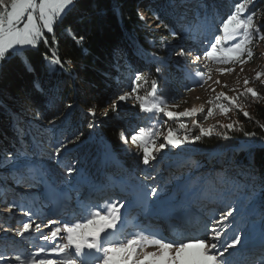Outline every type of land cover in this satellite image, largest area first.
Listing matches in <instances>:
<instances>
[{
	"label": "snow or ice",
	"instance_id": "obj_1",
	"mask_svg": "<svg viewBox=\"0 0 264 264\" xmlns=\"http://www.w3.org/2000/svg\"><path fill=\"white\" fill-rule=\"evenodd\" d=\"M78 3L79 0H0V68L19 57L31 71L27 52L38 51L43 45L46 49L42 53L45 70L54 72L59 68L66 71L65 65L68 61L58 54L54 27L75 11ZM168 6L179 23V27L176 23L171 28L165 25L169 34L177 41L202 38L201 43L207 44V47L200 53L193 48L172 44L163 39L160 47L167 49L169 56L178 57V67L187 70L189 66L195 65L189 75L194 76L201 87L211 79L213 70L209 67V62L230 65L216 70L221 75L232 73L236 65L250 61L254 56V46L264 41V5L260 4V0H233L226 18H221L218 24L208 0H169ZM149 11L162 23L156 11L151 8ZM137 15L147 28L148 21L143 14L138 12ZM213 25L216 33L208 40L207 33ZM148 31L152 29L148 28ZM71 34L77 44L85 42V36ZM145 55L157 62V74L169 64L167 58H161L156 53ZM201 61H204V71L200 70ZM262 76L264 72H257L255 78L260 80ZM149 83L150 90L141 95L142 86ZM215 83L220 82L217 80ZM249 83L245 78L243 91L230 89L236 92L234 96L225 92L216 93L208 101L210 107L207 109L200 105L184 111H174L171 108L178 107V104L169 105L158 94L157 81L153 79L149 82L144 74L135 72L131 91H125L112 99L111 111L117 113L120 103L134 99L140 112L148 114L149 118L163 114L169 121L178 123V128L183 133L171 126L167 128L166 135L153 127L139 128L130 136L122 130L121 139L125 143L130 140L138 149L136 153H132L130 149L127 151L137 156L138 163L147 171L142 177L139 172H130L127 180L117 177L119 191L100 197L103 203L93 200L98 191L95 183L100 185L99 190H103L107 180H90L91 174L87 169L78 166V160L75 163L61 164L69 151L68 143H75L79 136L74 140H56L52 151L47 154L49 159H54L63 167V172L55 179L51 170L42 168L35 159L38 155L36 151L30 152L29 149L19 146L14 152H0V169L8 168L19 177L30 174L32 180L29 187L39 188L42 194L46 192L45 200L62 202L66 210L74 213L71 216L57 213V218H47V223H37L33 217L38 214L30 208L10 204V208L23 211L26 217L16 235L23 238L28 234L29 237L46 243L36 245L35 251H15L10 254L0 252V264H238L236 253L250 251L257 245L258 250L252 254V264H264V203L260 206L258 241L254 237L255 215H249L256 206L254 199L248 200V196L256 188L254 174H248L243 181L244 186L240 189L244 193L242 198L226 204L223 210L218 209L208 217H204L194 207V197L199 199L202 190L198 184L193 183V177L188 178L183 190H178L173 181L165 182L161 178L162 165L167 154L165 149L182 150L199 141L202 136H212L216 130L215 126L204 127L197 119L198 114H202L200 119L206 120L216 110L226 117L235 110L251 119L249 112L244 110V103L249 97L255 102L264 99V96L248 87ZM261 83L264 84V81ZM212 91L215 92V89ZM73 107L71 103L65 105L67 109ZM61 115L67 120L71 113L54 114L48 119V124L55 128ZM85 115L89 118V128L95 127L96 106H89ZM103 115L107 117L108 111ZM44 118L39 113L36 116L37 120ZM181 118H191L192 128H189L188 123L182 122ZM167 123L168 121L164 122L165 125ZM238 124L239 121H233L220 124L219 127L243 131L242 127L237 128ZM259 126L264 129V124ZM193 129H198V134L192 135ZM217 134L225 139L229 138L228 131ZM244 135L254 136L255 133L244 132ZM161 137L162 141L156 143ZM42 144V141L36 142V148L40 151H43ZM158 167L161 168L160 172H157ZM260 185L264 194V177L260 179ZM229 194L223 192L220 195L226 198ZM153 217L164 220L175 233L183 234V238L166 235L159 229L139 226L144 219ZM129 224L135 230H130ZM199 224L203 225L204 231L190 237L188 233L196 230ZM45 228L48 229L47 233L44 232ZM148 248L155 250L147 251Z\"/></svg>",
	"mask_w": 264,
	"mask_h": 264
},
{
	"label": "trees",
	"instance_id": "obj_2",
	"mask_svg": "<svg viewBox=\"0 0 264 264\" xmlns=\"http://www.w3.org/2000/svg\"><path fill=\"white\" fill-rule=\"evenodd\" d=\"M219 1L225 3V10L228 9L229 13L233 0ZM208 3L213 8L220 6L217 0H208ZM168 4L169 0H79L76 10L54 27L58 54L68 61L66 71L59 68L54 72L45 70L42 53L46 49L43 45L38 51L27 52L31 71L19 57L0 68V152H14L19 146L27 147L30 152L36 151L38 155L35 159L42 168L51 170L54 179L63 172L61 164L75 163L77 160L80 162L78 166L91 174L90 180L93 176L104 180L117 177L128 179L130 172H139L142 177L147 169L138 163L137 156L123 150L120 132L132 130L134 133L136 129L149 127L161 130L165 126L174 127L180 132L178 124L174 123V126L167 119H162V114L149 118L148 114L140 112L138 104L133 108L122 102L118 112L113 113L111 100L125 91H131V81L137 71L144 74L149 82L153 79L157 81L158 94L168 104L178 100L181 89L199 86L196 78L189 75L196 66L191 65L187 70L178 67V57L170 58L168 50L160 47L161 37L155 35L154 31H148L138 18L139 7L153 15L149 11L151 8L160 15L162 23L159 21V24L171 28L177 21H173V12ZM260 4L264 5V0H260ZM225 13L223 9L221 16ZM176 26L179 27V23ZM71 33L85 36V42L77 44ZM164 35L173 38L167 30ZM132 50L145 58L137 60L136 55H131ZM145 53H156L161 58H167L168 66L157 74V62ZM133 59L137 60L136 64H133ZM254 89L264 96L261 81L254 85ZM146 90H150V83L142 86L140 94L143 95ZM69 103L74 106L72 109L65 108ZM92 105L99 112L95 127L89 128V118L85 113ZM244 110L249 112L251 119L238 111L237 128L242 127L243 131L223 129L228 131V139L218 134L202 136L181 155L190 157L186 168H191L192 172L204 166L209 157H220L224 160L229 177L240 181L243 186L248 174H254L256 188L250 198L257 202L262 197L263 201L260 179L264 177V129L259 125L264 124V99L254 102L249 97L244 103ZM105 111L109 113L107 117L103 115ZM68 112L71 115L67 120L61 115L60 120L56 121L60 125L59 139L74 140L79 136V140L68 143V153L61 164H57L47 155L54 145L52 125H46V132L51 136L48 147L43 143V151H40L36 148V142L41 141L45 130L24 120H37L39 113L45 117L41 120L48 122L54 114ZM165 121H168L167 125ZM244 132L255 135L245 136ZM20 135L25 137L26 144L20 141ZM106 153L109 154V161L104 160ZM115 158L121 162L119 165L115 163ZM260 206L261 202H257L256 224L260 223Z\"/></svg>",
	"mask_w": 264,
	"mask_h": 264
},
{
	"label": "rangeland",
	"instance_id": "obj_3",
	"mask_svg": "<svg viewBox=\"0 0 264 264\" xmlns=\"http://www.w3.org/2000/svg\"><path fill=\"white\" fill-rule=\"evenodd\" d=\"M217 4L220 6L216 8L211 7V12L215 14L216 23L218 24L221 18H226V14H228V9L225 10L226 6H225V3H223L222 1L217 0ZM223 9L224 11H226V13L225 15L221 16ZM139 12L142 13L145 19L148 21L147 29L151 28L152 31L155 32L154 34L161 37V39H167L168 42L172 44H181L186 47L193 48L194 50H198L200 53H202V51L207 47V44L201 43L202 38L200 39L185 38L179 41H177L174 38H168L166 35H164L165 30H166L165 26L160 25L159 24L160 22L157 21L153 15H151L143 7H139ZM172 19L174 22H176V17L174 14L172 16ZM177 23L178 22H176V24ZM213 33H216L215 25L211 26L210 30L207 33L208 40L212 39ZM131 55H136L137 60L141 59V57L145 58L144 56L140 55L139 52H136L134 50H132ZM169 57L173 58L175 56L171 55ZM137 60L133 59L132 60L133 64H136ZM146 61L147 60H143V62H146ZM203 63L204 61L200 62L201 71H204L202 67ZM229 66L230 65L215 64V63L209 62V67L212 68L213 70L211 73V79L207 80V82L203 84V87L198 86V88H192L190 91L186 89H181L180 94L178 95V100L172 104H169V105L178 104V107L171 108V110L184 111L185 109H190L192 107H199L200 105H204L205 109H207L208 107H210V105L208 104V101L214 98L216 93L225 92L229 96H234L236 95V92L230 91V89H236L237 91H243L244 89L243 81L245 78H247L250 81V83L248 84V87H252V88H254V85L258 81H264V76H262L260 80H256L255 78L257 72H264V41H260L258 46L254 48L253 58L243 65H236L234 72L225 73L221 75L220 73L216 71L219 68H225ZM241 67L243 68V71H241ZM217 80L220 82L219 84L215 83V81ZM225 85H227V87H225ZM212 89H215V92H213ZM124 103L127 106L133 107V108H135V106L137 105L134 99L129 100ZM201 115L202 114H198L197 119L199 120L200 123L203 124L204 127L207 128V127L215 126L216 130L213 132V134H217L218 132L223 130L219 127L220 124H227V123L238 120V111H235V110L230 112L228 114V117L219 114L218 110L214 112L213 116L208 117L206 120L200 119ZM163 117L164 118L162 119L168 120L167 117L165 116ZM181 120L182 122L188 123L189 128H192L191 118H181ZM24 121L29 123L30 125H36L38 127H42L45 130V132L44 131L42 132L43 137H41V141L45 143V147H48L47 143L51 137L50 134L46 132L47 130L46 125H49L48 122H45L42 120H28V121L24 120ZM169 122L174 124L172 121H169ZM174 126H176V124H174ZM168 127L169 126H165V128L161 130L159 129H156V130H159L166 135ZM59 131H60V125L56 124V127L53 129V132H52L53 137H54L53 144H55L56 140L59 139V133H60ZM135 131H137V129ZM179 131L180 133H183V130L179 129ZM125 132L129 134V136L133 134L132 130H126ZM198 132H199L198 129H193L192 135H196L198 134ZM20 141L26 144V139L25 137H23V135H20ZM161 141H162V137L158 139L157 143ZM188 146L184 147L182 150H177V149H171V150L165 149L164 150L167 154L163 161V165H162L163 175L161 178L165 182H168L169 180L173 181L178 190H183L184 185L187 183L188 178L193 177V183L198 184L202 190V195H200L199 199H196L194 197V200H195L194 207L196 209L198 208L199 212H201V214H203L204 217H205L204 214L207 213V210H211L215 208L218 210L219 209L218 205H220V203L222 202L227 203V204L231 202L234 203L238 199L244 196L243 191L240 190L243 188L240 181L232 180L229 177V172L225 170L226 165L224 163V160L220 157L218 158L209 157L206 160V164L204 166L200 167L199 169H195L193 172L191 168H186L187 163L190 160V157L181 155V152L185 151V149H187ZM123 147H124L123 150L127 151V149H130L132 153H136L138 151L137 147L132 145L130 141L128 143H125L123 141ZM25 148L27 149V147ZM105 155L106 156L104 157V160L109 161L108 159L109 154L106 153ZM114 161L118 165L121 163L117 158H115ZM160 171H161V168L158 167L157 172H160ZM186 173H191V174H186ZM221 178L223 179V181L221 180ZM91 179L93 182L104 180L101 177L97 178V176H93ZM123 179L127 180L126 178H123ZM228 179H230L231 181H228ZM22 180H25V181L23 182ZM26 180L28 181V184H29V182H31L32 180V176L30 174H26L22 177H19L16 173H11L7 169H0V181L3 187V191L6 193L14 192V193L20 194L21 196L25 194L27 198H30L27 194H30L31 192H38V191L35 190L37 188H34V187L25 189L24 187L26 186L25 184V182H27ZM114 180H115L114 185H117V184L119 185V183H116L117 178L111 179V181H114ZM107 181H108L107 184L113 183V182H110V180H107ZM228 185H229V189L228 187L226 188V186ZM95 187L98 189V191L96 192V195L98 196L95 195L94 198H98L99 196L100 197L109 196L107 195V193L112 192V189L108 186H105L103 190H99L100 185L98 183H95ZM31 188H33V191ZM224 188H226V192L230 193L226 198L220 195L221 193L225 192ZM26 191L30 193H26ZM45 195H47L46 192L42 194V198H44ZM238 196L240 197L238 198ZM263 198H264V194H263ZM97 200H98L97 203H103L101 199H97ZM257 202H261L262 204L264 203V200L262 201V197H261V198H258ZM257 202H256V206H257ZM29 203H30L29 204L30 208L32 206L34 208L38 206L36 199H31ZM46 203L48 204V200L46 201ZM58 204L61 207L66 208V206H64L62 202H58ZM256 206L253 209L255 215L258 214V211L256 210L257 209ZM49 207L47 208V205H46L45 208L38 207V209L41 208L39 210L41 211L42 214H49L47 213V211L49 210ZM220 207L222 208V205H220ZM51 208L53 209L55 207H51ZM64 210L66 211V209ZM69 213H70V216L74 214L71 210H69V212H67L66 214L68 215ZM208 213H209L208 214L209 216L210 211ZM3 214L5 213H3V211L1 210L0 216H3ZM17 215L18 214H15V215L13 214L7 217V219L4 216V219H2V220H5L3 224L0 219V252H7L10 254L15 251H29V249L31 248V245H29L30 243L27 241L29 238L27 234H25L23 238L16 235V232L21 227L20 225H18L21 223L20 222L21 220L19 219V217H17ZM9 220H11L12 222V228L8 229V227L5 226V223L9 222ZM42 220L43 219L41 218L40 223ZM16 222H20V223H16ZM16 225L18 227H15ZM256 225L259 226V224H256ZM257 226L255 230L256 235H254V237L255 239L259 240V227ZM130 230H135V229L131 227ZM146 250L154 251L155 249L148 248ZM33 251H35V248Z\"/></svg>",
	"mask_w": 264,
	"mask_h": 264
},
{
	"label": "bare ground",
	"instance_id": "obj_4",
	"mask_svg": "<svg viewBox=\"0 0 264 264\" xmlns=\"http://www.w3.org/2000/svg\"><path fill=\"white\" fill-rule=\"evenodd\" d=\"M211 201H213V200H211ZM54 203H50V202H48V204L46 203V205H47V208L49 207V210L47 211V213H49V212H51V213H61V212H65V213H67V212H69V210H64V209H66V208H64V207H61L59 204H58V202L57 201H53ZM49 203H50V205H49ZM209 203V202H208ZM30 204V203H29ZM206 204V203H205ZM212 204V203H211ZM227 203H220V205H222V208L220 207V205H218L219 206V210L220 209H223L224 208V206L223 205H226ZM57 205V206H56ZM38 207L39 206H37L36 208H34L33 206L31 207V210L32 211H34L35 213H37L38 214V216H36L34 219L36 220V222L37 223H40V220H41V218L43 219V215H42V217H40L41 216V211L39 210V209H41V208H39L38 209ZM51 207H55V208H51ZM198 209V208H197ZM199 209H200V207H199ZM209 211H211V210H207V213L206 214H204L205 215V217H208V212ZM8 212H9V210H8ZM216 212V211H215ZM2 213V212H1ZM3 213H5V211H3ZM22 213H24V212H22ZM201 213V212H200ZM13 214H15V213H13ZM69 216H70V213L68 214ZM203 215V214H202ZM213 214H210L209 216H212ZM18 225H20V226H22V223H20V224H18ZM5 226L6 227H8V229L9 228H12V222H11V220H9V222H7V223H5ZM197 230H201V231H204V229H203V225L202 224H199V225H197V228H196V230H193V231H191V232H189L188 233V235L190 234V233H193V232H195V231H197ZM173 231V230H172ZM48 232V230H46L45 231V233H47ZM181 235H183V234H181ZM238 247V246H237ZM247 251V250H246ZM242 254H243V251H242Z\"/></svg>",
	"mask_w": 264,
	"mask_h": 264
}]
</instances>
